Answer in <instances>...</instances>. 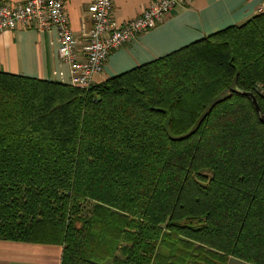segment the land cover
Masks as SVG:
<instances>
[{
    "label": "trees",
    "instance_id": "trees-1",
    "mask_svg": "<svg viewBox=\"0 0 264 264\" xmlns=\"http://www.w3.org/2000/svg\"><path fill=\"white\" fill-rule=\"evenodd\" d=\"M264 11L90 88L0 70V239L61 264H264Z\"/></svg>",
    "mask_w": 264,
    "mask_h": 264
},
{
    "label": "crops",
    "instance_id": "crops-1",
    "mask_svg": "<svg viewBox=\"0 0 264 264\" xmlns=\"http://www.w3.org/2000/svg\"><path fill=\"white\" fill-rule=\"evenodd\" d=\"M17 4L26 0H0ZM94 0H66L72 31L86 44L83 28L92 24L89 7ZM157 0H113L114 17L121 23L139 17ZM259 0H188L173 8L155 28L139 34L132 42L114 50L96 75L95 83L131 70L191 42L231 25H241L256 15ZM0 70L60 81L69 78L70 68L59 53L57 30L40 32L20 26L0 32ZM63 247L58 244L0 239V264H61ZM229 264H250L230 257Z\"/></svg>",
    "mask_w": 264,
    "mask_h": 264
},
{
    "label": "built area",
    "instance_id": "built-area-1",
    "mask_svg": "<svg viewBox=\"0 0 264 264\" xmlns=\"http://www.w3.org/2000/svg\"><path fill=\"white\" fill-rule=\"evenodd\" d=\"M258 12L264 11V0H259ZM66 0H26L7 4L0 1V32L14 30L22 25L40 32L57 30L59 53L70 68L69 78L60 74V81L80 88H90L95 77L116 49L132 42L139 34L155 28L177 5L188 0H157L149 4L143 13L121 23L113 14V0H94L89 7L92 24L83 28L86 44L78 48L66 10Z\"/></svg>",
    "mask_w": 264,
    "mask_h": 264
},
{
    "label": "water",
    "instance_id": "water-1",
    "mask_svg": "<svg viewBox=\"0 0 264 264\" xmlns=\"http://www.w3.org/2000/svg\"><path fill=\"white\" fill-rule=\"evenodd\" d=\"M249 95L252 97V99H253V101H254V103H255V106H256L258 112H260V119H261L262 121H264V114L261 113V109H260V106H259V104H258V101H257L256 97H255L252 93L249 94Z\"/></svg>",
    "mask_w": 264,
    "mask_h": 264
},
{
    "label": "rangeland",
    "instance_id": "rangeland-1",
    "mask_svg": "<svg viewBox=\"0 0 264 264\" xmlns=\"http://www.w3.org/2000/svg\"><path fill=\"white\" fill-rule=\"evenodd\" d=\"M241 260V259H240ZM243 261V260H242Z\"/></svg>",
    "mask_w": 264,
    "mask_h": 264
}]
</instances>
